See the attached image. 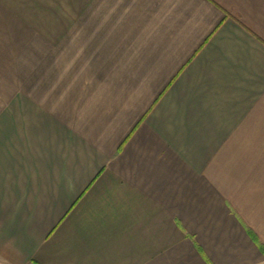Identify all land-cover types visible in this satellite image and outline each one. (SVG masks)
Here are the masks:
<instances>
[{
  "label": "crops",
  "instance_id": "1",
  "mask_svg": "<svg viewBox=\"0 0 264 264\" xmlns=\"http://www.w3.org/2000/svg\"><path fill=\"white\" fill-rule=\"evenodd\" d=\"M0 264H264V0H0Z\"/></svg>",
  "mask_w": 264,
  "mask_h": 264
}]
</instances>
